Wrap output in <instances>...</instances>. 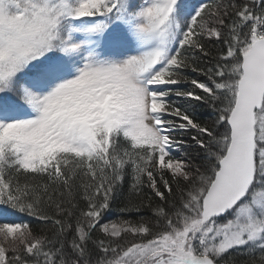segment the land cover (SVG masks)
Listing matches in <instances>:
<instances>
[{
    "label": "snow or ice",
    "instance_id": "6c2138e0",
    "mask_svg": "<svg viewBox=\"0 0 264 264\" xmlns=\"http://www.w3.org/2000/svg\"><path fill=\"white\" fill-rule=\"evenodd\" d=\"M0 264H264V0H0Z\"/></svg>",
    "mask_w": 264,
    "mask_h": 264
},
{
    "label": "trees",
    "instance_id": "16d2710c",
    "mask_svg": "<svg viewBox=\"0 0 264 264\" xmlns=\"http://www.w3.org/2000/svg\"><path fill=\"white\" fill-rule=\"evenodd\" d=\"M195 115L196 117L201 121V122H208L211 121L214 117L213 114L211 113L210 110H208L207 108H204L202 106L197 107L195 109ZM192 155L195 156V152H192ZM127 187V182L125 183V188ZM119 202H117V204L113 205V211L111 213H109V218H115L116 215L118 214L116 211V208L118 206ZM145 216L148 215V213H144ZM133 219H136L135 216L132 217Z\"/></svg>",
    "mask_w": 264,
    "mask_h": 264
}]
</instances>
